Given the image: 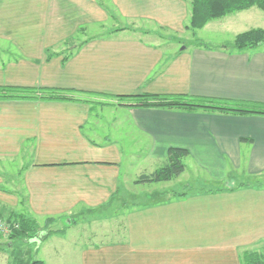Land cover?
Wrapping results in <instances>:
<instances>
[{
  "label": "crops",
  "instance_id": "crops-1",
  "mask_svg": "<svg viewBox=\"0 0 264 264\" xmlns=\"http://www.w3.org/2000/svg\"><path fill=\"white\" fill-rule=\"evenodd\" d=\"M190 16L191 0H0V87L116 101L0 99V217L21 214L45 226L39 241L64 239L72 216L106 214L123 199L113 237L80 247L79 264H241L245 253L264 248V116L114 99L264 104V45L233 48L238 34L264 29V12L253 7L218 22L228 42L178 48L138 33L148 24L183 36ZM111 22L124 27L109 34ZM79 35L85 43L67 58L63 44ZM129 146L137 148L130 155ZM171 148L189 151L185 172L135 184L139 164L164 165ZM54 251L63 257L59 246Z\"/></svg>",
  "mask_w": 264,
  "mask_h": 264
},
{
  "label": "trees",
  "instance_id": "trees-1",
  "mask_svg": "<svg viewBox=\"0 0 264 264\" xmlns=\"http://www.w3.org/2000/svg\"><path fill=\"white\" fill-rule=\"evenodd\" d=\"M253 7L264 12V0H191V16L186 29L191 31L201 30L211 21L223 19L231 14L249 10ZM83 30L81 29L80 33H83ZM115 31L117 32L118 30ZM112 33L109 32V34ZM78 39L80 37L76 36V38L74 37L63 44L68 53L67 58L85 43L80 41L72 43V41ZM260 45H264V29L261 28L251 29L238 34L233 41V48L236 51H244ZM54 55V52L51 50L48 51V59ZM94 97H103V95L80 90L0 87V99H42L93 104L92 99ZM114 99L120 101L122 105L130 107H157L187 111H220L236 115L264 116V104L259 103L231 102L229 105H224L222 102L210 98L150 94L118 96L114 97ZM189 154V151L186 149L171 148L168 152L167 163L151 174L139 176L135 184H159L179 178L186 170L183 159L188 157ZM0 218L2 219V217ZM9 220H15L19 224L18 229L13 230L7 237L11 243L19 240L30 242L33 239L39 238L40 232L46 231L45 226L41 228L35 220L21 214L12 215ZM51 234L52 232H48L47 236ZM22 264H45V262L39 259H31L26 262L22 261ZM241 264H264V250L261 252L245 253Z\"/></svg>",
  "mask_w": 264,
  "mask_h": 264
},
{
  "label": "rangeland",
  "instance_id": "rangeland-1",
  "mask_svg": "<svg viewBox=\"0 0 264 264\" xmlns=\"http://www.w3.org/2000/svg\"><path fill=\"white\" fill-rule=\"evenodd\" d=\"M218 22H225L224 19L220 21L210 22L208 27H206L203 31H190L189 33L179 36L173 33H169L163 30H160L154 26L148 24H141V27L144 30H139V34L144 33V35L148 34V40L158 43L161 46H170L175 44L178 48L189 46L193 44H197L198 42L205 43H216V42H228L231 39V35L224 34L217 30L215 26L220 25ZM263 22H260L257 25H262ZM120 29L124 27V24L121 23L117 25ZM115 23H109V26L104 28V31L112 32L117 29ZM221 27V26H217ZM93 32L100 34V28H94ZM114 32V31H113ZM193 33V34H192ZM134 34V33H133ZM77 37H81L80 35ZM76 38V37H75ZM79 40V39H78ZM78 40L72 41V43H76ZM175 47V46H174ZM94 106H114L116 105L114 102L108 101V99L102 97H94L92 99ZM128 144H131V141H127ZM137 148H133L131 146L127 147L128 154H131V150H136ZM133 156H128L127 163L128 165L130 161H132ZM163 164H148L143 163L139 164L138 169L142 168L143 174L153 173L155 170L162 167ZM134 171V170H133ZM136 171H138L136 169ZM144 171V172H143ZM142 175V174H141ZM140 175V176H141ZM131 182L128 183V186H131ZM130 197H132L130 195ZM126 203H132L131 199L128 200L124 197ZM119 203L117 207H115L112 211L101 214L96 212V216L86 217V216H72L71 221L69 222L70 232L64 239L61 238H47L43 242L42 240H33L31 243L24 242L22 240L15 241L14 243L10 242L7 237H0V264H22V261L26 262L31 259H39L45 260L47 264H79V260L77 258L79 248L83 247V245L99 243L100 241L106 240L107 238L113 237L111 233L114 232V229L118 227L119 221L116 219V216L120 218L117 210H120V204L123 199L118 200ZM123 213V212H122ZM85 215V214H82ZM6 219V218H4ZM68 225V224H67ZM65 227V226H63ZM40 232V237H42ZM111 235V236H110ZM61 240V241H60ZM106 242V241H105ZM59 246L60 252L64 253L63 257H57V252L54 251V248ZM264 248L259 249L258 252L263 251Z\"/></svg>",
  "mask_w": 264,
  "mask_h": 264
},
{
  "label": "built area",
  "instance_id": "built-area-1",
  "mask_svg": "<svg viewBox=\"0 0 264 264\" xmlns=\"http://www.w3.org/2000/svg\"><path fill=\"white\" fill-rule=\"evenodd\" d=\"M18 227L19 224L17 221L0 218V237H8Z\"/></svg>",
  "mask_w": 264,
  "mask_h": 264
}]
</instances>
